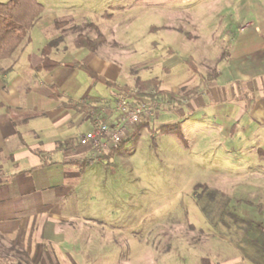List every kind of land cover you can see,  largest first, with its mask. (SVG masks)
Masks as SVG:
<instances>
[{"label": "rangeland", "instance_id": "1", "mask_svg": "<svg viewBox=\"0 0 264 264\" xmlns=\"http://www.w3.org/2000/svg\"><path fill=\"white\" fill-rule=\"evenodd\" d=\"M38 1L44 11L29 31L30 42L15 51L13 57L1 61L0 69L13 65L15 72L21 74L20 92L26 87L31 89L34 83L41 84L45 91L43 84L55 83L59 91L74 100L86 93L104 100L116 95L112 89L94 83L83 71L60 68L37 74L31 70L27 64L38 63L42 59L40 50L53 39L60 40L50 54L55 61L90 63L95 59V64L100 65L113 62L123 74L130 75V86L136 73L141 77L153 74L164 87L175 90L198 82L183 62L185 55L193 57L201 74L208 75L209 69L214 68L223 50L219 35L228 29L225 18L232 12L251 22L248 33L264 30V0ZM89 24L95 25L105 38L95 53L72 46L78 33L95 38ZM161 25L174 30L150 32V27ZM232 25L235 30L237 24ZM178 27L189 38L176 33ZM168 48L174 51L172 55ZM100 65L94 67L98 70ZM161 67L170 70V75L163 73ZM158 107L155 123L154 118L151 120L155 127L178 121L175 115L162 113L170 106ZM185 121H189L188 125L169 133L151 131L152 125L143 128L113 158L86 166L77 186L78 203L70 219L71 228L60 227L64 240L74 239L72 246L75 256L81 258L79 264H186L191 261L186 258L187 253H203L217 245L209 243L212 236L233 239V227L227 230L219 223L214 227L209 220L213 216L204 215L196 204L195 195L201 189L193 188L198 184L226 195L230 212L264 229V193L260 194L259 189L255 193L250 185L253 181L248 178L237 186V179L232 177L231 144H220L225 140L202 118L186 116L180 122ZM189 127L206 137L202 151L188 143ZM229 128L226 126V133ZM251 131L249 128L244 132L243 142H248ZM225 175L228 178H220ZM201 202L206 204L205 199ZM222 219L232 225L229 217ZM190 224L193 230L188 228Z\"/></svg>", "mask_w": 264, "mask_h": 264}, {"label": "crops", "instance_id": "2", "mask_svg": "<svg viewBox=\"0 0 264 264\" xmlns=\"http://www.w3.org/2000/svg\"><path fill=\"white\" fill-rule=\"evenodd\" d=\"M235 16L232 12L226 18L221 17L227 19L229 24L226 25L228 29H223L219 35L220 49L223 50L214 65L216 77L207 79L200 71L199 77L191 72L198 79L195 85L190 88L180 85L170 90V87L162 85L158 76L150 74L141 77L136 73L133 84L137 78H156L161 82V91L179 93L203 82L193 95L179 104H167L169 109L162 113L175 115L178 121L171 124L178 125L179 129L188 125L189 121L184 124L180 122L186 116L189 119L202 118L203 123H211L213 131L225 140L219 143L227 146L229 143L233 148L230 163L237 186L244 184L248 178L256 185L250 183L255 193H259L256 191L259 189L260 194H263L264 30L250 34L248 29L251 22H245L240 15ZM234 23L237 28L232 30ZM166 27V30L172 29ZM167 50L170 55L174 52L171 48ZM186 57L192 56L185 55L184 64ZM29 58L30 55L26 57L27 61ZM94 60L90 63L80 62L106 81L117 86H130V75L123 74L117 64L104 62L100 65L95 64ZM41 62L42 59L27 65L38 74L41 72H36L35 67ZM99 65L97 70L94 66ZM60 68L68 69L60 66L55 70ZM162 68L160 70L169 76L170 70ZM19 77L21 74H17L13 67L0 70V264H26L24 258H28L29 264H79L80 257L75 256L72 246L74 239H69L71 242L66 238L64 240L60 230L61 226L71 228L70 219L78 203L77 186L86 166L97 161L89 146L79 144V137L93 129L96 116L108 124L113 123L116 116L112 114L111 106L114 107L115 100L122 99L124 95H116L112 89L116 95L112 100L88 93L74 100L59 91L55 83L43 84L45 91L41 84L34 83L31 89L26 87L20 92L22 81ZM117 80H121V83ZM52 86L63 93L64 97L52 98ZM88 97L100 99L99 103L91 105L97 108L96 113L92 110L88 113L74 111L63 106L67 99L80 102ZM123 100L125 103L132 102ZM151 120H146L150 123L142 129L152 125L150 130L154 131L170 125L161 123L155 127ZM143 121L140 120L137 125ZM226 126L230 127L228 133L225 132ZM249 128L252 130L251 135L248 142H243L244 132ZM187 133L188 143L202 151L206 137L203 134L197 135L193 127H189ZM131 134L132 131L129 136ZM220 178L228 177L225 175ZM261 232L263 234L264 229ZM211 239L208 242L217 245L210 246V250L203 253H187L186 258L191 261L186 264H264V251L259 246L252 244L248 249L245 247L241 250L224 235L212 236ZM260 241L264 242V239Z\"/></svg>", "mask_w": 264, "mask_h": 264}, {"label": "trees", "instance_id": "3", "mask_svg": "<svg viewBox=\"0 0 264 264\" xmlns=\"http://www.w3.org/2000/svg\"><path fill=\"white\" fill-rule=\"evenodd\" d=\"M42 11H44V7L38 0H7L5 2H0V62L13 57L15 51H17L22 45H26V43L30 42V37L28 36L29 31L34 27L36 21L42 15ZM57 24L59 26V23H56V25ZM89 27L95 32V38L91 39L82 33H78L76 36H74V39L72 40V46L75 49H83L87 52L90 51V53H95L97 51V48L101 44L105 43V38L104 36H101V33L95 25L89 24ZM166 29V26L149 28L150 32ZM176 31L186 37H189V34L187 32H184L183 28L181 27H178ZM59 41V39H53L47 42L45 46L40 50L42 55V62L35 67L36 72H52L60 66L68 69H76L79 71H83L94 82L101 83L106 88L113 89L115 93H117L116 95H124L125 98L123 97L121 100H132V102L130 101L126 103L129 106V109H132L137 104L145 102V100L155 101L156 103L158 102L159 104L164 105H167L169 103L179 104L185 99L189 98L191 95H193L199 88V86L203 85V82L200 81L197 86L191 89L183 90L179 93H170L160 90L161 82L159 79L153 78L149 80H141L137 78L133 86L131 87L127 85L117 86L114 83L106 81L100 76L96 75L95 72H93L90 68H88L85 64L81 63L80 61L60 63L51 59V50H53V48L58 44ZM185 65L192 73L196 74L197 77L201 76L197 71L198 68L194 63L192 57H186ZM12 67L13 65H9L8 68L6 67V69L10 70L12 69ZM0 70H5V68H2ZM216 74V69L214 67L212 69H209V73L208 75H206V78H214L216 77ZM50 88L53 92V94L51 95L52 98L60 99L61 97H64L63 93H59L58 90H56V87L52 86ZM99 100L100 99L98 98L88 97L80 102H72L67 99L63 103V106L67 109H71L74 111H86V113H88L92 110L93 113H96L97 108H94L91 105L93 103H99ZM144 121L141 122L139 125H136L137 127H134L132 134L129 137L125 138V140H123L117 146L111 148L109 152H107V154L98 156L97 161H100V159L110 160L111 158H113L116 152L120 151L121 147L125 142L131 140L135 136V134L140 129H142V127L148 126L149 122L146 120ZM178 129V125L170 124L161 126L154 131L160 133H169ZM193 189H201V192L195 195V202L199 205L204 215H208L207 217H209V215L213 216L209 217L210 219H208L211 221L214 227H216L218 223L225 227L227 230L233 227V239L235 240H229H231L234 245H236L239 249L243 250L246 246L249 247L254 244V246H259V249L264 251V242L260 241L261 238L264 239L260 226H253V224H251L250 222L244 221L232 212H230L226 206L228 202V197L226 195L221 192H218L217 190L209 189L206 187V185L199 186L198 184ZM204 199L206 204L201 202ZM223 216L229 217L232 221V225H230L228 222H225V220L222 219ZM188 228L192 230L194 229L191 224ZM240 233H242L241 236ZM24 259L23 260L25 261V263L29 264L28 258Z\"/></svg>", "mask_w": 264, "mask_h": 264}, {"label": "built area", "instance_id": "4", "mask_svg": "<svg viewBox=\"0 0 264 264\" xmlns=\"http://www.w3.org/2000/svg\"><path fill=\"white\" fill-rule=\"evenodd\" d=\"M158 105L156 102H143L129 109L124 100L118 98L112 109V114L116 116L114 122L108 124L96 116L93 119V129L79 137V144L89 146L97 160L98 156L107 154L111 147L117 146L127 138L142 118H154L159 111Z\"/></svg>", "mask_w": 264, "mask_h": 264}]
</instances>
